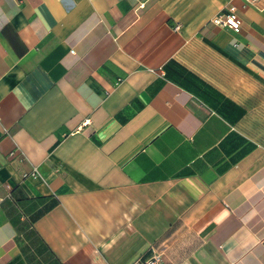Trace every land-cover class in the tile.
I'll use <instances>...</instances> for the list:
<instances>
[{
  "label": "crops",
  "instance_id": "obj_1",
  "mask_svg": "<svg viewBox=\"0 0 264 264\" xmlns=\"http://www.w3.org/2000/svg\"><path fill=\"white\" fill-rule=\"evenodd\" d=\"M150 250L264 264V0H0V264Z\"/></svg>",
  "mask_w": 264,
  "mask_h": 264
},
{
  "label": "built area",
  "instance_id": "obj_2",
  "mask_svg": "<svg viewBox=\"0 0 264 264\" xmlns=\"http://www.w3.org/2000/svg\"><path fill=\"white\" fill-rule=\"evenodd\" d=\"M209 23L212 26L219 27V28H226L233 33H237L240 27V20L238 19L235 9L232 6H229L224 12L217 13L212 18H210ZM72 53V52H70ZM12 154L10 153L8 157ZM23 178L25 177H37L36 171L34 169L31 170L28 174H23ZM159 262V255L150 250L149 257L145 260L143 264H158Z\"/></svg>",
  "mask_w": 264,
  "mask_h": 264
}]
</instances>
